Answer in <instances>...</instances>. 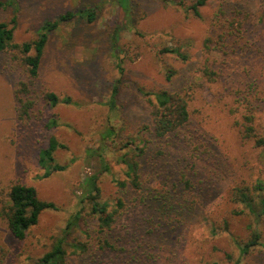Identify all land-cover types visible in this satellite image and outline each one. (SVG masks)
Instances as JSON below:
<instances>
[{
  "label": "rangeland",
  "instance_id": "374dc122",
  "mask_svg": "<svg viewBox=\"0 0 264 264\" xmlns=\"http://www.w3.org/2000/svg\"><path fill=\"white\" fill-rule=\"evenodd\" d=\"M0 1V21L15 16L18 43L35 39L46 20L67 10L96 7L94 21L72 18L49 33L36 80L38 89L70 95L78 106L43 111L39 103L36 119L17 121L13 89L19 77L0 66V201L19 181L58 206L43 210L22 239L12 236L0 218V264H34L59 237L87 242L83 253L65 245L69 264H127L130 256L144 260L149 253L154 261L148 264H264V246L239 258L236 240L250 234V218L233 214L236 206L229 201L235 183L264 177V145L243 140L239 131L243 116H252L256 137L264 138V0H205L201 17L189 8L195 0H132L129 14L113 0ZM214 13L225 23L233 18L244 23L240 40H225L221 51L206 50L204 44L220 33L222 20H214ZM165 47H178L184 58L162 53ZM207 62L218 74L215 80L203 76ZM167 70L174 71L170 79ZM163 88L185 95L190 122L175 135L149 143L140 189L121 187L118 182L127 176L117 156L129 149L125 143L132 136L151 138L143 129L150 123L152 96L143 92ZM51 114L58 123L48 129L43 123ZM108 122L117 135L100 148ZM50 135L66 145L55 152L57 161L73 162L39 178L36 152ZM94 151H103L110 165L98 179L100 200L108 201L109 209L118 197L123 201L111 231L117 249L110 252L90 240L96 218L82 194L86 177L100 169ZM182 179L192 180L196 189L186 190ZM76 211L78 223L65 234L66 221ZM261 225L264 242V220Z\"/></svg>",
  "mask_w": 264,
  "mask_h": 264
},
{
  "label": "trees",
  "instance_id": "16d2710c",
  "mask_svg": "<svg viewBox=\"0 0 264 264\" xmlns=\"http://www.w3.org/2000/svg\"><path fill=\"white\" fill-rule=\"evenodd\" d=\"M113 1L117 4L122 14H129L131 12L133 6L132 0ZM204 2L205 0H195V2H191L189 8L194 15L201 17L199 9ZM2 6H4V3L0 1V7ZM217 14L214 13L213 17L214 20H222V26L219 29L220 33L218 35L216 34V39H205L204 44L206 50L218 49L221 51V48L218 46L223 47L225 40L230 43H236L241 38V27L244 23L237 20V18L231 20L226 19L227 23H225L221 16ZM72 18L85 19L88 22H92L96 18V7L94 5H88L75 10H67L56 19L46 20L40 26L37 37L29 42L18 43L14 41L15 16H12L9 21H0V56H4L0 66L6 70L9 76L12 77L13 74L17 72L19 77L13 89L15 101L14 109L17 121L25 120L29 122L30 120L36 119L35 108H38L39 103H42L41 106L43 107V111L45 108H53L59 104L79 105V102L74 100L70 95H59L53 91L40 90L36 87L40 63L49 33L56 29L60 22L72 20ZM209 43H213L214 45L210 47ZM117 47H114L115 52H118ZM161 52H171L184 58L183 53L179 52L178 47H165ZM210 64V62H207L205 65H202V73L203 76H206L209 80H215L218 74L212 67H209ZM117 68L121 74L123 68L120 66V63H118ZM173 73V70H167L166 79H170ZM116 93L117 86H113L111 98L108 102L111 112L115 109L114 98ZM143 93L152 96V99L151 97L148 98L150 105V123L148 126H144L143 129L151 138L150 140L143 139L139 133L132 136L134 138H129L125 143L126 146L131 145L129 149L117 156L119 162L125 166V175L127 176L126 179L120 180L118 185L121 187L131 185L134 190L141 188L143 176L141 168L143 167L144 161L143 155L146 153L149 143L152 140L156 141L157 139L169 138L175 135L190 122L188 101L184 94L164 88L144 91ZM57 123L56 116L51 114L46 122L43 123V126L49 129L57 125ZM239 128L243 140H253L255 146L264 145V138L256 137L252 125V116H243V124ZM116 135L115 125L108 122L101 133L102 143L100 148H104V146L107 145L106 141L112 137L114 138ZM138 144L141 146H138ZM65 148L66 145L60 142L54 135L48 137L44 147L38 148L36 152L37 166L42 171L38 176L39 178H46L55 172L64 171L73 162V158L65 163H61L55 158V152L58 149ZM137 149L138 152L135 153ZM94 152L97 153L100 169L86 177L82 185V194L88 201L89 213L95 215L96 221L92 230L94 234L89 236L91 232L85 233L90 237L93 244L97 246V249L110 252L117 249V245L111 237V231L116 221V215L123 206V201L118 197L115 201L116 206L109 209L110 205L108 201L100 200L98 179L103 172L110 171V165L103 151ZM180 181L183 186H185L186 190L192 191L196 189V184L192 180L190 181L187 179L183 181L182 179ZM175 187H177L176 183ZM200 189L202 192L204 191L202 187H200ZM229 201L231 204L238 207H235L236 210H231L233 214L240 215L245 213L250 218V234L243 240H236L240 255L239 258L242 260L256 246H264L261 236V224L264 220V177H257L250 181V183H235L230 188ZM46 209L56 210L58 206L53 201L38 198L33 186L16 181L6 193V199L0 201V218L4 221L7 230L12 236L22 239L27 230L37 223L39 214ZM79 212L80 211H76L68 217L64 227L65 234H67L73 226L77 225L80 217ZM214 227L215 225L212 231H214ZM66 243L64 237L57 238L51 249L42 254L34 264H69L65 245L79 249L80 253L87 251V242L73 241ZM153 258L152 254L149 253L144 260L141 257L130 256V259L125 262H127V264H148L150 259L152 262L154 261ZM213 264H217V262H213Z\"/></svg>",
  "mask_w": 264,
  "mask_h": 264
}]
</instances>
